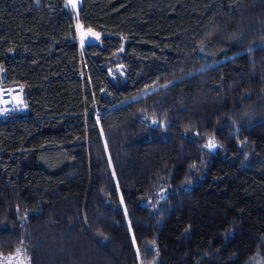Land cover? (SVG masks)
<instances>
[{
  "label": "trees",
  "instance_id": "obj_1",
  "mask_svg": "<svg viewBox=\"0 0 264 264\" xmlns=\"http://www.w3.org/2000/svg\"><path fill=\"white\" fill-rule=\"evenodd\" d=\"M78 12L83 46L65 0H0V81L24 107L0 118V250L264 264V0Z\"/></svg>",
  "mask_w": 264,
  "mask_h": 264
},
{
  "label": "built area",
  "instance_id": "obj_2",
  "mask_svg": "<svg viewBox=\"0 0 264 264\" xmlns=\"http://www.w3.org/2000/svg\"><path fill=\"white\" fill-rule=\"evenodd\" d=\"M68 2L69 0H65V7L69 10L70 4ZM79 8H80V4L78 6V11ZM72 15L75 21L76 28L78 25L81 28H85L79 19V12H77V14L72 13ZM84 30L88 31L89 29L85 28ZM90 31L92 33L94 32L92 30ZM81 41H84V39L80 40V38L78 37V42L80 46H82L80 43ZM19 88L20 86L14 83H7L4 81H0V118H7L15 114L23 113L24 111L23 101L21 104H17V105L14 102L15 92ZM0 264H32V260L26 249L23 247H19L11 252H4L0 250Z\"/></svg>",
  "mask_w": 264,
  "mask_h": 264
},
{
  "label": "rangeland",
  "instance_id": "obj_3",
  "mask_svg": "<svg viewBox=\"0 0 264 264\" xmlns=\"http://www.w3.org/2000/svg\"><path fill=\"white\" fill-rule=\"evenodd\" d=\"M80 1L81 0H69V4H70V11L72 13H76L78 12V6L80 4ZM85 28H81L79 25L77 26V30H78V37L80 38V40H83L84 41H81V45L83 46L84 44L86 43H89V42H93L97 39V34L95 32H91L90 29L88 31H85L84 30ZM86 41V42H85ZM147 92V90H144L143 92H141L142 94ZM23 101V96H22V89L19 88L16 92H15V95H14V102L15 104H21ZM20 106V105H19Z\"/></svg>",
  "mask_w": 264,
  "mask_h": 264
},
{
  "label": "snow or ice",
  "instance_id": "obj_4",
  "mask_svg": "<svg viewBox=\"0 0 264 264\" xmlns=\"http://www.w3.org/2000/svg\"><path fill=\"white\" fill-rule=\"evenodd\" d=\"M207 147L212 148V147H215V145L210 142L209 145H207Z\"/></svg>",
  "mask_w": 264,
  "mask_h": 264
}]
</instances>
